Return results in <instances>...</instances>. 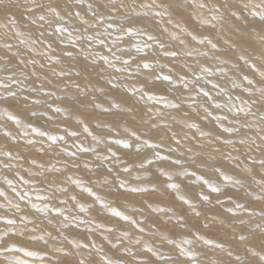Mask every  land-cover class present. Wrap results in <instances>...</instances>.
<instances>
[{"label":"bare ground","instance_id":"6f19581e","mask_svg":"<svg viewBox=\"0 0 264 264\" xmlns=\"http://www.w3.org/2000/svg\"><path fill=\"white\" fill-rule=\"evenodd\" d=\"M53 1L54 5L61 2V0H57L58 2L56 0ZM141 2L142 0H137V6ZM148 2H151V0H148ZM206 2L211 6L212 1L206 0ZM236 2L238 7L243 8V11L246 12V15L238 13V16L243 17V19H232L225 22L213 21L207 9H203L200 12L208 23H202L201 17L196 15V11L189 6L187 0H156L157 4L162 5V7L156 8V11H163L165 15L163 17H155L154 20L149 22L148 31L156 35L158 40L164 42L169 50H178L180 56L174 59L163 56L161 52L158 54L161 49H159L158 45L153 44L152 49H146L150 53L149 58L147 57V62L151 63L153 68L147 69L146 72L144 69H137L136 64L133 63L128 72L121 73L117 71L122 66L119 61L116 62L115 68H110L103 61H100L99 58H97L95 69L89 67L87 71H83L84 65L78 61H83L84 57L77 56L75 58L62 59L59 66L52 65L57 67L58 70L62 68L68 71L70 73L68 76H53L49 68L45 67L38 73L41 77L40 79L32 77V80L35 81L32 86L39 89L41 83H43L46 91L54 93V95L49 96H45L44 93L39 91L31 94L24 92L22 94L29 96L27 103L31 106L34 105V100H42V103L39 104L40 112L38 113H41V117L49 125L42 126L39 123L32 125L33 127H38L41 131L47 132L49 135H56L58 144L53 148H48L46 143L42 141L43 139L40 140V137L31 129L25 135L24 131L16 128L28 121L18 116L25 112H23L22 106H19L22 101L21 95L17 96L19 97L17 99V101L19 100L18 102L15 100L13 103L12 99L3 101V104L6 103L4 110H7L2 112V114L3 116L7 114L8 117H0V135L3 133L0 136V153L11 151L13 156L19 157V159L11 161L13 165L11 168H7L4 167V164L9 162L7 157L0 155V191L3 193L7 192L6 195L4 194L0 198V206H2L0 207V216L13 218L17 221L15 226L0 222V235L7 233L4 236V242L19 249L5 253V256L10 258L7 264H61V259L65 257L68 260L88 258L100 262L105 256L112 259L115 264L119 262L118 259H120L121 264L132 263L133 260L131 259L134 258H137L136 262L141 264V260L145 259V257L146 259L143 262H148L145 264L154 262V264H160L163 259L168 261L167 264H169V260L173 259L172 264H178V262L179 264H206V262L211 264H264V260L261 259V257H264V215H261V209L264 208V200L257 199L258 196L264 195L259 183L260 180L264 179V175L256 174L264 173V169L256 165L255 171L247 170L251 165L250 161L245 160V155H249L247 145L241 146L237 143L235 148H233L232 145L223 143L225 139H239L240 137L247 139L252 137L257 144H260L261 141L257 136V127L264 123L261 121V116H264V108H261L259 102L252 103L260 95L256 89L262 86L259 82L261 79L260 71H264V39H262V36H264V21L260 20L259 15H253L252 13H264V9L259 8V0H250L247 8L244 7L243 3H239V0H236ZM14 3H18L20 6H13ZM5 5L11 12L17 14L24 13L26 7L23 4V0H5ZM61 6L66 7L62 2ZM7 15L8 12L5 6L0 5V24L6 22ZM25 15L27 14L25 13ZM189 16L192 17L191 23L187 22ZM253 20H258V25H254L253 28H249L250 25H246L242 28L243 25L241 26V24H251ZM121 23L127 22L121 21ZM213 24L216 25V28H213ZM19 28L25 33V37L28 36L29 31H31L33 38L38 35L36 26L28 25L26 20L19 23ZM165 28L168 29L167 32L163 31ZM0 31H3V29H0ZM172 33H175L179 39H171L170 34ZM189 33L197 36V39L193 40ZM250 33L257 36V38L253 39ZM115 36L116 33L113 31L112 39H115ZM201 37L212 39L214 43L218 42L217 48L219 51L211 49V45L206 42L200 44L198 41ZM52 39L55 40V37ZM180 39L184 40L185 43L181 44ZM146 40V36L142 38L125 36L117 47L128 49L130 45H135L138 42L143 43ZM2 43L3 41H0V44ZM12 43L16 45L17 41L12 40ZM149 43L153 42L149 41ZM226 44L229 49H227ZM19 47L22 51H26L23 45H19ZM39 47L38 45L37 48ZM53 47L56 49L53 54L63 57V50L70 49L71 45H60L56 41ZM76 51L79 52V49L77 48ZM130 51L134 55L135 48L131 47ZM188 51H191L192 55H186L185 53ZM95 52L100 55L108 54L107 49L101 46H96ZM205 52L208 53L207 56L203 55ZM119 54L118 52L117 55ZM140 54L142 56V53ZM33 56L40 63L47 64L46 58L42 59L36 53H28L25 58L28 59ZM124 58H127V56ZM88 63H91V59H89ZM238 63L245 67L241 68L237 65ZM160 65H166V67L161 68ZM184 65L187 66L184 67ZM251 65H255V68H252ZM36 67L39 68V65ZM181 68L182 70H180ZM204 68H208L210 71L205 73L202 70ZM220 69H224V72L221 73ZM78 71L81 72L79 76L76 75ZM137 72L139 73L138 75L136 74ZM152 72L157 75L169 74L170 72L174 83L156 79L151 75ZM45 75L47 80L43 79ZM245 75L249 79L256 81V83L249 86L248 82L243 80ZM177 77H182L183 79H178ZM155 79L159 81L158 83H162L154 82ZM196 79H199L198 85L193 83ZM145 81L147 82V87L145 86ZM185 81L188 83L187 88L184 87ZM231 81H235L238 87H233ZM76 84H79L80 87H75ZM113 84L119 85V87L113 88ZM214 84H218L220 87L214 89ZM200 87L209 92L215 103L224 105V107L216 108L215 103L206 102V98L199 91ZM246 87H251L252 92H246ZM15 88L16 86H13V89ZM141 88L145 92L151 91L154 95L164 96L169 102L181 103V109L176 110L167 107L164 102L149 101L146 96L141 99L142 93L139 91ZM221 88L224 90L221 91ZM101 89L103 90L101 91ZM183 91L185 94H183ZM3 93H5L4 90L0 89V94ZM190 94L195 99V103L189 98ZM230 97L231 99H229ZM80 101H86V105L80 103ZM96 104H100L101 107H95ZM117 104L119 107H116ZM0 105L2 106V103ZM58 106L67 109L65 112L58 113L62 118L68 112L72 116L82 118V124L70 122L72 127L70 126L71 130H69V126L64 123L72 119V116L66 115L68 119L64 120L59 117L60 119L58 120L55 117L57 114L55 108ZM27 107L25 106V109ZM205 107L212 114L207 118H205ZM247 107L251 108V113L240 110ZM10 109L11 112L8 115L7 112ZM105 109H108V111H105ZM0 110L3 111V109ZM185 113H188V115L185 116ZM13 115L20 118V124L9 118ZM217 116L221 118L220 121L215 120ZM184 121L199 124L201 131L210 133V135L199 137L196 129L188 128ZM152 123L156 125H152ZM245 123H247L248 127L244 126ZM105 124H111L113 127L115 126V129L124 128L126 133L117 131L114 132L116 135L109 136V131L102 126ZM165 125L170 126L173 131L177 132V139L183 137L185 133H189L190 136H197V140H181V144L177 146L170 139V133H166L164 130ZM62 126L68 129V133H66V130L64 132L67 134V137L64 138L65 142L70 141L69 145L74 142L70 147H64V142L60 143V139L65 136L59 130V127L61 128ZM227 127H236L240 131L224 133L223 129ZM85 128L87 131H85ZM149 129H151V132ZM73 133H76L78 137L73 135ZM260 134L264 135V133ZM74 136L77 137L79 143H76L77 139ZM136 136L140 137L139 143L142 145L143 141L148 140L150 143H162L163 146L157 149H148L149 147L145 145L143 146L144 149L142 148L143 151L139 152V154L134 151L136 154L134 156H132V152L128 154L129 150L120 152L123 149L116 148L119 151L115 150L114 152L117 151L116 157L112 158L111 153L113 151L108 152L110 149L106 151L109 145L100 146L99 143L103 142L92 143L94 137L96 140L112 141L116 138L114 140H126L128 143H133V141H136ZM29 140H34L35 144H29ZM83 140L90 141H86L84 144ZM210 140L213 141L211 147H205L203 150L199 149L198 141L206 143ZM122 144L124 143L122 142ZM169 145L174 148L178 147V151L169 153L167 151ZM189 145H197L196 151L200 153L194 164L188 160L191 154L186 152V147ZM27 147H29V151L26 150ZM80 147L95 148L97 151L85 153L79 150ZM106 147L107 149H105ZM134 147H136L135 144H133ZM123 148L125 147L123 146ZM216 148L219 149V152L214 151ZM62 149H67V151H62ZM129 149H132V147ZM236 149H239V151ZM144 150L146 151L145 154H141ZM36 151H47L46 153L49 157L47 158V154L44 152L46 158H37V163L33 164L31 162L34 158L32 154H35ZM154 151H159L162 156L170 155L172 159H184L186 162L182 166H176L171 163V160H156L150 165L145 162L144 168H136L145 156L151 157ZM68 152H76L77 154L73 157L69 156ZM181 153H185V155L181 156ZM241 153H244V155H241ZM105 155L109 159L100 158ZM250 155L259 159L264 156V151L254 150ZM235 156H240L238 162L232 159ZM40 160L47 161L48 164L42 163ZM73 162L81 170L78 167H73ZM40 164H43L45 168L39 167ZM85 164L88 167H85ZM123 164L124 167H129L130 165L131 171L128 173L122 172ZM213 166L220 167L225 174L232 177V180L225 181L223 176L219 175ZM160 168H164L171 176L174 175L172 179L169 180L167 176L161 174ZM54 169H59V171ZM109 169H111V172L118 171L117 175L120 176V179L125 180L130 187L134 181L135 183L137 182L136 184L134 183V186L146 187L154 184L156 187L158 186L156 190H161L162 187L166 189L169 184H176L174 182L176 180L180 182H177L180 188L176 196H174V200L169 199L170 196H165L166 199H164V196V198L157 196L159 200L156 195L149 192L125 193L123 189L121 192L116 187L118 183L115 180L116 173L106 172ZM184 169L189 172H196V177L180 175ZM104 174L107 176H104ZM137 176L140 177L139 180L136 179ZM69 177L72 179H69ZM149 177L152 179L147 180ZM199 177L208 180L214 187H219L221 191L217 192L216 195L213 194L212 188L204 184ZM7 180H11L12 185H9L6 182ZM23 180L28 181V183ZM72 180H79L81 183L77 185ZM235 180H240L241 183H233ZM138 181L141 183H138ZM13 186H15V191H13ZM61 188L67 189V191H59ZM86 188H92L98 196L106 199L105 202L116 203L109 205V207L117 208L124 215L132 217V220L137 221L139 226L129 220H125L127 221L126 223L120 221L123 219L122 217V219L118 217L120 219L117 220L118 222L114 220L113 218L115 217H113L111 212L107 209H102L98 202L94 203L95 198L94 200L90 198L91 195L85 191ZM173 190L176 191V189ZM17 193L20 195L27 193V195L25 199L21 200ZM201 193L208 195L209 200L203 201ZM72 196H75L76 199H71ZM153 196L154 199L157 198L158 200H153ZM181 196L185 200L191 201V203H185L184 200L180 199ZM3 197L9 201L2 202ZM218 199L222 200L223 203H217ZM62 201H66V203H61ZM119 202L124 204L126 202L127 205ZM203 203H208V206L212 205L210 208L207 206V211L211 208L215 211L216 208L220 209L218 210L220 212V207H222L223 212L210 211V215H207L208 212L206 207H204L207 204L203 205ZM33 204L37 205L36 208L45 209V211H41L43 214L39 215L40 211L38 212L37 210V215H35V212L32 211L33 214L31 212L32 215L30 217V213L28 214L27 211H31L29 206ZM81 204L87 209L86 211H80L79 205ZM238 204H242L243 207H236ZM15 205H19V210L16 209ZM55 207L63 209V216L53 211ZM36 208L32 207V210L35 209L36 211ZM229 208L232 209L231 212L228 211ZM21 211L25 212L24 215ZM196 212L201 213V215L197 217L195 215ZM237 213L241 214V217L239 215L238 217ZM22 215L34 219L23 220V223H21L19 218L23 217ZM181 215L184 218L183 222L180 219ZM229 215H232L233 220L236 219V221L231 223L232 219H227L230 220V224L228 223L229 225H227L226 217ZM64 217H68V220H65ZM200 220L203 221V224ZM29 221L34 222V225L30 224ZM167 221L170 222L169 225H159ZM65 224H67V227L64 226ZM96 224L103 226H96ZM205 225H209V227H205ZM172 226H180L181 229L184 228L182 230L185 232L182 230L176 231L178 227L175 229ZM33 228L36 229L35 232H32ZM109 228H114L115 230L109 232ZM140 228L144 229L143 232L140 231ZM67 229L72 230L68 231ZM21 231L24 233L23 235H19ZM88 232L91 236L94 233L96 237H88ZM125 232L130 237L125 235ZM154 232L163 233L162 236L159 234L154 236L156 235ZM48 233H51V236ZM178 233L184 237V245L182 246H178L179 243L176 245V242H178L176 238L179 237ZM31 236L32 238H30ZM40 236H43L44 239H39ZM200 236L205 237V239H212L214 241L213 244H206L204 240L199 239ZM241 237H244V239H241ZM44 240L49 241V244L44 243ZM104 240L107 241L108 246L112 245L113 242L121 245L120 247L123 249L121 252H123L124 257L121 258L122 254L119 255L120 251L118 252L120 257L117 255L116 257L110 254L106 255L105 251L108 250V246ZM186 240H190L192 243H185ZM108 241H112V244ZM76 244L81 245V247L77 248ZM84 244H87L89 248H82ZM93 244L97 249L91 246ZM116 244L114 243L113 245L116 246ZM48 245L50 246L48 247ZM219 245H223V247ZM0 246H3V244L0 243ZM115 246L111 248V252L115 249ZM149 248L152 251L149 252ZM181 249L185 251H192L193 249V252L199 250V253L197 251L198 255H196L197 260L191 261L187 256L183 255L180 251ZM115 252L117 253V251ZM29 253L33 254L29 255ZM69 253L71 254L69 255ZM45 258H53L54 261H51L52 259L45 261ZM174 261L176 262L174 263ZM136 262L133 264H137ZM163 263L165 264L164 261ZM0 264H5L4 256H0Z\"/></svg>","mask_w":264,"mask_h":264},{"label":"snow or ice","instance_id":"6c2138e0","mask_svg":"<svg viewBox=\"0 0 264 264\" xmlns=\"http://www.w3.org/2000/svg\"><path fill=\"white\" fill-rule=\"evenodd\" d=\"M61 2L66 7L61 6ZM61 2L56 3L55 5L52 3V0H23V4L26 5L24 13H13L10 9H7L5 5V0H0V5H4L6 8V11L8 12L6 22L0 24V29H3V31H0V41H3L2 44H0V89L4 90V92L7 94V98H13L15 99L18 95L22 96L23 102L27 103L29 100V96L22 95L24 92H28L29 94L34 92H41L44 93L45 96L54 95V93L46 91L44 84L41 83L40 88L37 89L36 87L32 86L35 84V81L32 80V77H36V79H40L39 72L45 67H48L50 70V73L53 76H68L70 73L68 71H65L64 69L60 68L59 70L57 67H53L52 65L59 66L61 64L62 59L65 58H75L77 56H83V61H78L79 63L83 64V71H87L89 67H92L93 69L97 66V58H99L100 61H103L104 64H106L110 68L116 67V62L119 61L121 63V67L117 69L118 72H128L132 64H136L137 69H152L153 65L149 62H147L146 59L137 60L136 55H133V53L130 51L131 47L135 48V53L138 55L140 53H145V49H152L153 44L158 45L159 49L163 50V56L165 57H172L174 59L178 58L180 56V52L178 50H168L166 47V44L164 42H161L157 39V36L154 35L151 31H148V24L152 20H154L155 17H163L165 13L163 11H156V8L162 7V5H159L156 3V0H151V2H148V0H142V2L137 6V0H61ZM250 0H239V3H243L244 7H249ZM187 3L190 7H193L196 11V15L201 17L202 23H208L206 19L203 18L200 10L207 9L209 15H211V19L213 21H220L225 22L227 20L232 19H243V17L238 16V13L243 12V8H239L236 0H212L211 6L206 2V0H187ZM262 5H264V0H261ZM15 7H19L20 5L18 3H14ZM171 6V5H169ZM25 13L27 15H25ZM253 15H259L260 20L264 21V13H252ZM27 21L28 25L36 26V31L38 32V35H36L34 38L32 37L31 31H29V34L27 37H25V33L20 30L19 23L23 21ZM192 17L189 16L187 18V22L191 23ZM121 21H125L127 23H121ZM135 21V23H133ZM171 23V21H170ZM179 27V25H177ZM213 28H216V25L213 24ZM113 31H115L116 36L115 39H112L113 37ZM164 32H167L168 29H163ZM47 34V35H46ZM125 36H134V37H147L146 41H143V43H136L135 45H130L128 49L125 48H118L117 45L120 41L123 40ZM189 36L192 37L193 40L197 39V36L192 35V33H189ZM55 37V40L52 38ZM171 39H179L178 36H176L175 33L170 34ZM262 39H264V36H262ZM12 40H16L17 44L14 45L12 43ZM56 41L59 42L60 45H71L70 49H64V56L61 57L60 55H55L56 49L53 47V44L56 43ZM110 41V43H109ZM149 41L153 43H149ZM200 44H204L205 42L208 45H211V49H219L217 48V43H214L212 39H208L206 37L199 38L198 41ZM181 44H184V40H180ZM19 45H23L24 49L26 51H22ZM40 46L37 48V46ZM96 46H101L102 48L107 49L106 55H100L99 53L95 52ZM79 49V52L76 51V49ZM115 49V50H114ZM120 53L117 55V53ZM28 53H36V55L40 56L42 59L46 58L47 64L40 63L39 60H37L34 56L31 58L26 59L25 56ZM186 55L190 56L192 55L191 51H188L185 53ZM203 55L207 56L208 53L205 52ZM111 56V59H110ZM127 56V58H124ZM145 56H147V53H145ZM91 59V63L89 64L88 61ZM243 59V57H241ZM39 65V68L36 66ZM187 65H184L186 67ZM161 68L166 67V65H160ZM252 68H255V65H251ZM106 71V69H104ZM182 70V68L180 69ZM205 73L209 72L210 69L204 68L202 69ZM221 73L224 72V69H220ZM171 72V70H170ZM162 74L157 75L155 72H152L151 75L154 76L156 79H159L163 82H169L174 83L173 76L170 74ZM139 74L138 72L136 73ZM77 76L81 75V72L78 71L76 73ZM178 79H183L182 77H177ZM260 84L262 85L256 91L259 92V97L256 98V100H253L252 103L255 104L259 102L261 104V108H264V71H260ZM44 80H47V76L45 75L43 77ZM243 80H246L248 82V85L251 86L256 81L249 79L247 75L243 76ZM26 82L27 85H26ZM194 84H199V79H196L193 81ZM233 87H238V85L235 83V81H231ZM13 86H16L15 89H13ZM145 86L147 87V82L145 81ZM75 87L79 88L80 85L76 84ZM119 85L113 84V88H117ZM184 87H188V83L184 82ZM220 85L214 84L213 88H219ZM103 89H101L102 91ZM224 89L221 88V91ZM141 91L142 96L141 99H144L146 96L149 101H156L157 103L164 102L167 107H171L176 110L181 109V103H172L167 101L166 97L164 96H157L152 94L151 91L145 92L143 88L139 89ZM199 91L203 94V97L206 98V102H212L215 103L213 98L210 96L209 92L206 91L203 87L199 88ZM246 92L251 93L252 89L251 87L245 88ZM190 99H192V102L195 103V99L191 97V94L189 96ZM6 99L5 96L0 95V100ZM231 99V97L229 98ZM34 104H41L42 100L36 99L33 101ZM80 103L86 105V101H80ZM203 107V105H201ZM51 107V106H50ZM95 107L99 108L101 107L100 104H96ZM116 107H119L117 104ZM216 108L224 107V105L215 103ZM67 109L62 107H56L55 112L56 113H62L65 112ZM241 111H245L246 113H251V108L247 107L244 109H240ZM105 111H108V109H105ZM205 112V118L208 116H211L212 114L208 111V108H204ZM33 116H38V110L33 111ZM162 115V113H161ZM188 113H185V116H187ZM254 115V114H253ZM10 119H14L17 124H20L21 121L19 118H17L15 115L10 116ZM220 117H215V120L220 121ZM261 121L264 122V116H261ZM188 128L190 129H196L197 134L199 137H205L210 135V133L201 131L200 125L197 123H188L187 121H184ZM245 127H248L247 123L244 125ZM29 127L32 129L33 132L37 133L38 136H48L50 140L55 142L57 137L55 136H49V134L45 131H41L38 127H32L29 125ZM164 130L166 133H170V139L175 142L177 146L181 144V140H197V136H190L189 133H185L183 137L180 139H177V132L173 131L170 126L165 125ZM85 131L87 129L85 128ZM151 132V129H149ZM224 133H236L239 132L240 129L236 127H227L223 129ZM260 133H264V123H262L260 126L257 127V136L259 140L261 141L260 144L256 143V140L252 137H248L245 139L244 137H240L239 139H225L223 143L225 145H232L233 148H235V145L238 143L241 146L247 145V150L249 155H245V160L250 161L251 165L250 168L247 169L248 171H255V166L259 165L261 169H264V156H262L259 159H256L255 157L251 156L250 153L254 150H261L264 151V135H261ZM27 130H25V135H27ZM73 135H76V133H73ZM135 135V133H133ZM219 138V137H218ZM95 139V137H94ZM140 137L136 136V141H133V143H128L126 140H116V143H124L125 147L131 148L133 147V144H135L137 149V154H139L140 149L143 146H148L151 149H157L162 147V143H150L148 140L143 141V145L139 143ZM251 141V143H249ZM29 144H35L34 140H29ZM213 144V141H207L206 143L204 141H198L199 149L203 150L205 147H211ZM79 147V146H78ZM197 145H189L186 147V152L190 153L191 156L188 158L189 162L196 163V158L200 154L196 151ZM82 152H96L97 150L95 148H79ZM239 151V149H236ZM43 151V149H41ZM62 151H67V149H62ZM167 151L169 153H175L178 151V147L174 148L171 145H169ZM214 151L219 152V149L216 148ZM69 156H76V152H68ZM210 154V153H209ZM0 155H3L7 157L8 163L4 164V167L11 168L13 165L11 163L14 159H19V157L13 156L12 152H5L0 153ZM111 155L114 157L116 153H111ZM185 153H181V156H184ZM231 155V154H229ZM241 155H244V153H241ZM101 159L107 160L109 157L107 155L100 157ZM232 159L236 160L237 162L240 159V156L232 157ZM156 160L160 161H168L171 160V163L176 166H182L186 161L184 159H172L170 155L162 156L159 151H154L151 155V157L145 156L143 160H141L138 164V167L144 168L145 162L147 164H153ZM33 164H36L37 161L35 158L31 161ZM39 167L43 168L44 165L40 164ZM73 167H78L75 162H73ZM85 167H88L87 164H85ZM215 168V171L223 176L225 181H231L232 177L225 174L220 167L213 166ZM55 171H59V169H54ZM111 172V169L108 170ZM131 171V168L128 166L123 167L122 172L128 173ZM160 173L167 176L169 180L172 179V176L169 172L165 171L164 168L159 169ZM258 175H264V173H256ZM180 175H191L193 177H196V172H189L187 169H184ZM23 179V177H21ZM69 179H72L69 177ZM106 179V178H105ZM137 180L140 179L139 176L136 177ZM203 181L204 184L208 185V187L212 188L213 192H220L219 187H214L208 180H205L203 177H199ZM115 180L118 182L116 184V187L118 189H123L125 193H147L150 191L149 188L141 187V186H129L125 180L120 179V176L117 175L115 177ZM9 185H12L11 180L6 181ZM74 184L79 185L81 182L79 180H72ZM25 183H28V181H25ZM235 184H240V180L233 181ZM259 183L262 187V192H264V179L260 180ZM169 188L172 189H179V184H169ZM13 191H15V186H13ZM60 191L65 192L67 189L61 188ZM85 191L89 193V195L95 197L96 202H98L101 205L102 209H107L109 212L113 214L115 217H122L124 220H129L133 224H137V221L132 220V217L128 215H124L121 211H119L117 208L109 207V205L100 197L98 196L92 188H86ZM152 191H155V189H152ZM4 193L0 191V196H3ZM19 195L20 199H25L24 195ZM201 198L203 201L209 200L208 195H204L201 193ZM71 199L75 200L76 197L72 196ZM181 200H184L185 203L190 204L191 201L185 200L183 196L180 197ZM257 199L264 200V195H260L257 197ZM61 203H66V201H62ZM217 203H223L222 200H217ZM11 204V202H9ZM2 207V206H0ZM16 209L19 210V205H15ZM32 207L36 208L37 205L33 204ZM236 207H243L242 204L236 205ZM80 211L84 212L87 209L84 208V206L81 204L79 205ZM38 211H45V209H39ZM53 211L58 213L59 215L63 216V209L59 207L53 208ZM229 212L232 211L231 208L228 209ZM195 215L198 217L201 215V213L196 212ZM261 215H264V208L261 209ZM21 221L26 220L27 217H20ZM65 220H68V217H64ZM181 221L183 222V216L180 217ZM0 222H4L7 225L15 226L16 225V219L13 218H7L4 216H0ZM31 223V221H29ZM67 227V224L64 225ZM102 227L103 225H99ZM205 227H209V225H205ZM114 228H109L108 231L112 232L114 231ZM143 228H140V231L143 232ZM36 229L33 228L32 232H35ZM24 233L21 231L19 232V235H23ZM7 235V233H4L0 235V243L3 244V246H0V256H4L5 258V264H7V261L10 259L9 257L5 256V253L17 251L19 249H16L14 245L9 246L6 242H4V236ZM49 236H51V233H48ZM125 235H128L127 232H125ZM39 239H44L43 236H40ZM66 239V238H65ZM199 239L204 240L206 244H213L212 239H205V237L200 236ZM241 239H244V237H241ZM185 243H192L190 240H186ZM220 247H223V245H219ZM77 248H80L81 245L76 244ZM83 248H88L87 244L83 245ZM59 250V249H58ZM148 251H152L151 248L148 249ZM183 255L187 256L191 261H196L197 257L196 254L191 251H185L184 249L180 250ZM33 253H29V255H32ZM71 253H69L70 255ZM262 260H264V257H261ZM61 264H114V261L110 258H107L106 256L102 258V261L98 262L94 259H88V258H80L77 260H68L66 257L61 259Z\"/></svg>","mask_w":264,"mask_h":264},{"label":"rangeland","instance_id":"374dc122","mask_svg":"<svg viewBox=\"0 0 264 264\" xmlns=\"http://www.w3.org/2000/svg\"><path fill=\"white\" fill-rule=\"evenodd\" d=\"M54 1H55V0H54ZM54 1H53V2H54ZM207 1H212V0H207ZM259 1H260V7H259V8L264 9V5H262L261 0H259ZM56 2H58V1L56 0ZM239 14H245V15H246V12L243 11L242 13H239ZM257 22H259V21H258V20H253V21L251 22L252 26H251V24H241V26L243 25V26H242V28H243V27L246 26V25H248V26L250 25L249 28H253L254 25H255V26L258 25ZM259 29H260V28H259ZM259 29H258V30H259ZM260 30H262V29H260ZM259 32H260V31H259ZM250 34H251V33H250ZM251 36H252L253 39H256V38H257V36H254V35H252V34H251ZM253 39H252V40H253ZM180 40H182V39H180ZM226 45H227V44H226ZM251 46L253 47V45H251ZM226 47H227V49H229L228 45H227ZM253 48H254V47H253ZM254 49H255V48H254ZM168 50H169V49H168ZM160 52H161V54L163 55V51L160 50L158 54H160ZM145 53H149V52L146 51V49H145ZM229 53H230V52H229ZM134 55H136V54H135V51H134ZM149 55H150V53H149L147 56H145V54H144V56H143V53H142V56H141V54H140V55L138 54V55H136V57H137V56H138V57L140 56V57H143L144 59H145V57H146V60H147V59L149 58V57H148ZM227 56H228V54H227ZM229 56H231V55H229ZM138 57H137V58H138ZM140 57H139L137 60H141V59H143V58L140 59ZM147 57H148V58H147ZM234 59H236V58H234ZM237 59H238V58H237ZM237 65L240 66L241 68H242V67H245V66H241V64H239V63H238ZM144 71L146 72L147 69H144ZM141 75H143V74H141ZM143 76H146V75L144 74ZM147 76H148V75H147ZM154 82L158 83L159 81L155 79ZM154 82H153V83H154ZM160 82H161V81H160ZM156 83H154V84H156ZM161 83H162V82H161ZM161 83H158V84H161ZM161 88H162V87H161ZM184 91H185V90H184ZM184 91H183V94H185ZM186 93H187V91H186ZM0 95H3V96H5V97L7 98V94H6V93L0 94ZM18 98H19V97H16L15 99H13V98H7V99H4V100L0 101V102L2 103V106L0 105V109H3V111L0 110V117H4L5 115L3 116L2 112H4V111L7 110V109L4 110L5 107H6V105H5L6 103L3 104V103H4L3 101H8L9 99H10V100L12 99V101H13V103H14L15 100H16V102L19 101V100L17 101ZM33 99H34V98H33ZM1 103H0V104H1ZM21 103H22V104H21ZM21 103H20L19 106H22V108H23V112L25 111V112H24L25 114L23 113V114H21V116H20V114H19L18 116H19L21 119L23 118V119H26V121H27V120H28V121L25 122L24 124H21L20 126L16 127L17 129H20V130H22V131H24V132H25V130H27L28 132H30L32 129L29 127V125H31L32 127H33V125L36 124V123H37V124L39 123V124L42 125V126H47V125H49L48 122H46V121L43 120V118L41 117V113H39L38 116H33V114H32L34 110H38V112H40V110H39V109H40V108H39V107H40L39 104H34L35 106L32 104L33 106H31V105H29L28 103H25V102L23 103V100L21 101ZM37 105H38V107H37ZM25 106H26V107L28 106L26 109H28L29 111H28V110L26 111ZM2 107H3V108H2ZM32 110H33V111H32ZM10 112H11V109L9 110V112H7L8 115H9ZM28 112H29V113H28ZM5 113H6V112H5ZM26 114H27V116H26ZM30 114H31V115H30ZM28 115H29V116H28ZM58 115H59V116H58ZM66 115H71V114L68 113V112H66L65 115L63 116L64 118H62V116H61L60 114L57 113L55 117L58 118V120H59L60 118L66 120V119H68V117H67ZM71 116H72V115H71ZM5 117H8L7 114H6ZM5 117H4V118H5ZM59 117H60V118H59ZM20 118H19V119H20ZM33 120H34V121H33ZM37 120H38V121H37ZM64 120H63V121H64ZM69 120H70V121H69ZM69 120H68V122H65V123H64L65 125H68V126H69V127H68L69 130H71L70 128L72 127V126H71L72 123H73V124H82V118H79V117H76V116H72V119H69ZM35 121H36V122H35ZM28 122H30V123L28 124ZM32 122H33V123H32ZM70 122H72V123H70ZM51 123H52V122H51ZM69 123H70V124H69ZM92 123H94V122H92ZM32 124H33V125H32ZM64 124H63V125H64ZM105 125H106V124H105ZM105 125H102V126L106 127L105 129H106L107 131H109V132H108V135H109V136H111V135H116V133H114V132H117V131H119V132H124V131H125L124 128H118V129H115V126L113 127L111 124H110V125L107 124L106 126H105ZM152 125H156V124H153V123H152ZM35 126H37V125H35ZM59 126H60V124H59ZM70 126H71V127H70ZM129 126H131V125L129 124ZM63 127H64V128H63ZM104 127H102V128H104ZM57 128H58V127H57ZM30 129H31V130H30ZM68 129H66L65 126H62L61 128L59 127V130H61V133L63 134V136L65 135L62 139H60V140H61L60 143H62V142L65 143V146H64V147H70V146H72V145L74 144V142H73L71 145H69V144H70V141H66V142H65V140H64V138L67 137V136H66V135H67L66 133H68V131H67ZM125 129H126V128H125ZM29 130H30V131H29ZM65 130H66V133H64ZM106 130H105V131H106ZM107 131H106V132H107ZM28 132H27V133H28ZM111 132H113L114 134L111 133ZM110 133H111V134H110ZM124 133H126V132H124ZM36 134H37V133H36ZM121 134H122V133H121ZM2 135H3V133H2L0 136H2ZM37 135H38V134H37ZM49 136H55V137H56V135H49ZM76 136H77V135H76ZM39 137H40V136H39ZM77 137H78V136H77ZM77 137L74 136V138H76V139H77ZM42 139H43V140H42ZM114 139H116V138H114ZM114 139H113L112 141L104 140V139H99V140H96V139L92 140V139H91V140H92V143L103 142V143H99L100 146H107V145H109V146H108V147H109L108 149H107V147L105 148V149H107L106 151H108V150L110 149L108 152H111V151L114 152L115 150H117L116 148H118V149L120 148V149H123L122 151L120 150V152H125L126 150H127V151L129 150V151H128V154L132 152V156L136 155V154H135V152L137 153V149H136V147H134L135 149H134L133 147H132V149H129L128 147H125V145L122 144V143L117 144V143H116V140H114ZM40 140H42L44 143H46V145H47L48 148H53L55 145L58 144V143H57V140H58V139H56L55 142H53L52 140L49 139L48 136L40 137ZM86 141H87V140H83L84 144H85ZM89 141H90V140H89ZM89 141H87V142H89ZM114 141H115V142H114ZM68 142H69V143H68ZM75 142H76V140H75ZM83 142H82V143H83ZM19 143H20V142H19ZM76 143H79L78 139H77V142H76ZM61 145H62V144H61ZM110 145H111L112 147H111ZM24 146H25V145H24ZM123 146H124L125 148H123ZM28 148H29V147H27V149H26L27 151H29ZM44 148H45V147H44ZM142 148H143V147H142ZM142 148L140 149V150H141L140 152L143 151L144 148H143V149H142ZM46 149H47V148H46ZM67 149H70V148H67ZM148 149H151V148H148ZM44 150H45V149H44ZM130 150H131V151H130ZM47 151H48V150H47ZM47 151H44V152L46 153ZM117 151H119V150H117ZM117 151L114 152V153L117 154ZM127 151H126V152H127ZM134 151H135V152H134ZM44 152H38V151H36L35 154H32V157H34L35 159H37V158H38V159H43V158H46V156H47V158H48L49 155L46 153L47 155L45 156V153H44ZM145 152H146V151L144 150V152L141 153V154H145ZM117 156H118V155H117ZM120 156H121V155H120ZM115 157H116V155H115ZM122 157H124V156H122ZM122 157H120V158H122ZM112 158H114V157L112 156ZM120 158H119V160L122 161L123 158H122V159H120ZM57 159H58V158H57ZM40 162L45 163V164H48V162H47V161H44V160H40ZM50 164H51V163H50ZM124 164H125V163H124ZM124 164H123V167H124ZM129 167H130V165H129ZM44 168H45V167H44ZM136 168H139V167L137 166ZM74 169H75V168H74ZM78 169L81 170L80 167H78ZM78 169L76 168L75 170H78ZM120 171H121V170H120ZM106 172H109V171H106ZM114 173H116V175H117L118 171H117V172H111V174H114ZM111 174H110V175H111ZM104 176H107V175L104 174ZM113 176H114V175H113ZM172 176H174V175H172ZM151 179H152L151 177L147 178V180H151ZM23 181H25V180H23ZM142 181H143V180H142ZM173 181H174V180H173ZM174 182H176V184H177V182H179V181H176V180H175ZM134 183H135V182L133 181V183H132L131 185L134 186ZM136 183H137V182H136ZM136 183H135V184H136ZM138 183H141V182L138 181ZM179 183H180V182H179ZM152 184H153V183H152ZM152 184H151V185H152ZM153 185H154V184H153ZM153 185H152V186H153ZM163 185H164V184H163ZM147 186H148V188L151 190V191H149V193H152L153 195H156V197H157V196H159V197L162 196L161 198H164L165 196H166V197H169V196H170L169 199H173V200H174V196H176V193L179 191V190L174 191L172 188L170 189L169 187L166 188L167 190L165 189V187H162L163 190H162V189H161V190H156V189H158V188H157L158 186L156 187V185H154L153 187H152V186H149V185H147ZM147 186H146V188H147ZM164 186H165V185H164ZM154 187H155V188H154ZM168 188H169V190H168ZM179 188H180V187H179ZM152 189H155V191H152ZM159 189H160V187H159ZM118 190L122 192V189H118ZM165 190H166V191H165ZM191 190H192V189H191ZM59 191H60V190H59ZM162 191H164V192H162ZM170 191H171V192H170ZM172 191H174V192L172 193ZM5 192H6V191H5ZM155 192H156V193H155ZM157 192H158V193H157ZM159 192H160V193H159ZM6 193H7V192H6ZM6 193H4V194L6 195ZM163 193H164V194H163ZM170 193H171L172 195H171ZM174 193H175V194H174ZM216 193H217V192H213V194H215V195H216ZM136 194H137V193H136ZM217 195H218V194H217ZM3 196H4V195H3ZM163 196H164V197H163ZM100 197H102V196H100ZM159 197H157V198L159 199ZM166 197H165L164 199H166ZM0 198H2V196H1ZM90 198L94 200L95 197L91 196ZM102 198H103V197H102ZM157 198H155L156 201L158 200ZM155 199H154V196H153V200H155ZM167 199H168V198H167ZM103 200L105 201L106 199H103ZM159 200H160V199H159ZM6 201H9V200H8L7 198L4 199V197H3L2 202H6ZM34 201H35V199H34ZM94 201H95L94 203H97L96 200H94ZM122 201H123V200H122ZM123 202H124V201H123ZM106 203H107V201H106ZM108 203H109V202H108ZM108 203H107V204H108ZM119 203H120V204H124V203H121V202H119ZM119 203H118V204H119ZM98 204H99V203H98ZM113 204H116V203H112V204L109 203L108 205L111 206V205H113ZM125 204H126V202H125ZM125 204H124V205H125ZM206 204H207V205H206ZM126 205H127V204H126ZM203 205H206V206H204V207H206V211H207V209H208V208H207L208 203H203ZM209 205H210V204H209ZM210 206H212V205H210ZM210 206H208V207L210 208ZM29 207H31V208H30L31 211L28 210L27 212H28V214L30 213V217H31V215L33 214L32 211H34V212H35L34 214L37 215L36 212H37L38 208H36V211H35V209L32 210V206H29ZM117 207H118V206H117ZM33 208H34V207H33ZM121 208H122V207H121ZM220 208H221V211H222V210H223L222 207H220ZM211 209H212V210H211ZM211 209H209V210L207 211V212H208L207 215H210V214H209L210 211H212V212H215V211H216L217 213H220V212H221V211L218 212V210H220V209H216V208H215V211L213 210V208H211ZM23 211H26V210H23ZM21 212H22V211H21ZM27 212H26V214H27ZM31 212H32V214H31ZM38 212H39V211H38ZM212 212H211V214H212ZM222 212H223V211H222ZM24 213H25V212H22L23 215H24ZM40 214H43V213H41V211H40L39 215H40ZM230 214H232V213H230ZM244 214L247 216L246 213H244ZM248 214H249V213H248ZM23 215H22V216H23ZM45 215H46V213H45ZM213 215H214V213H213ZM232 215H233V214H232ZM232 215H229L228 217H226V220H227V219H230V220L232 219V220H231V223H233V221H236V219L233 220ZM234 215H235V214H234ZM238 215H239V213H237V216H238ZM242 215H243V213H242ZM249 215H251V214H249ZM33 216H34V215H33ZM33 216H32V217H33ZM237 216H236V217H237ZM239 216L241 217V214H240ZM239 216H238V217H239ZM23 217H24V216H23ZM25 217H26V216H25ZM113 217H115V216H113ZM242 217H243V216H242ZM117 218H118V217H115V218H113V219L116 220V221L122 219L121 217H119L120 219H119V218L117 219ZM27 219L31 220V219H34V218H29V217H28ZM27 219H26V220H27ZM226 220H225V221H226ZM230 220H227V222H226L227 225L230 224ZM27 221H28V220H27ZM120 221H124V223L127 222V221H125L124 219H122V220H120ZM117 222H118V221H117ZM200 222L203 224V221H202V220H200ZM21 223H23V221H21ZM228 223H229V224H228ZM30 224L34 225V222H31ZM85 224H86V223H85ZM167 224L169 225L170 222H169V221H167V222H162V223H160L159 225H162V226H163V225H166V226H167ZM205 224H206V223H205ZM226 224H225V227H226ZM171 225H173V224H171ZM96 226H99V225L96 224ZM162 226H160V227H162ZM174 226H175V224H174ZM174 226H172V227L175 228V229H177V227H178V229H179V230L177 229L176 231H180V230L184 229V228L181 229L180 226H177V227H174ZM164 228H165V226H164ZM67 230H68V229H67ZM69 230L71 231L72 229H69ZM69 230H68V231H69ZM185 230H186V229H185ZM182 231H184V230H182ZM184 232H185V231H184ZM162 233H163V232H161V233L154 232V234H156V235H154V236H157L158 234L162 236ZM90 234H92V233H90ZM178 234H179V233H178ZM88 235H89V232H88ZM92 235H93V236L89 235L88 237H96V235H95L94 233H93ZM127 236H128V235H127ZM128 237H130V235H129ZM30 238H32V236H31ZM180 238H181V239H180ZM182 238H183V239H182ZM106 240H107V239H106ZM176 240L178 241V242H176V245H177V243H179L178 246H179V245H181V246L184 245V244H183V240H184L183 235H180V234H179V237H177ZM176 240H175V241H176ZM104 241H105V240H104ZM48 242H49V241L44 240V243L49 244ZM53 242H55V241H53ZM108 242H109L110 244H112V241H111V242L108 241ZM173 242H174V241H173ZM105 243H107V241H105ZM114 243L116 244V242H113V244H114ZM174 243H175V242H174ZM113 244L110 245V246H108L109 244L107 243V246H108L107 249H108V250L105 251V252H106L105 254H106V255H107V254L114 255L115 257H116V255H117L118 257H120L119 255L122 254V255H121V256H122L121 258H123V257H124V256H123L124 254H123V252H121V251H123V249H121V247H120L121 245L116 244V246L118 245V247H119V248H118V247H116V246L113 245ZM44 245H45V244H44ZM49 246H50V245H48V247H49ZM91 246L93 247L94 244L91 245ZM113 246H115V247H114V248H115L114 250L117 251V253H116L113 249H112L113 251L111 252V248H113ZM92 247H91V248H92ZM94 247H95V246H94ZM109 247H110V249H109ZM191 247H192V246H191ZM82 248H83V247H82ZM88 248H89V247H88ZM95 248H96V247H95ZM116 248H117V250H116ZM92 249H93V248H92ZM96 249H97V248H96ZM93 250H95V249H93ZM109 250H110V251H109ZM119 251H120V252H119ZM187 251H188V250H187ZM193 251H194V250L192 249L191 252H193ZM195 251H196V250H195ZM197 251H198V253H199V250H197ZM197 251H196V252H193V253H195L196 255H198ZM118 252H119V255H118ZM97 253H98V252H97ZM114 253H115V254H114ZM98 254H99V253H98ZM50 256H51V255H50ZM47 259H48V258H45V261H48L49 259H50V260L52 259L51 261H54L53 258H49L48 260H47ZM141 259H142V258H141ZM145 259H146V257H145ZM145 259H142L141 262L144 263L143 260L145 261ZM50 260H49V261H50ZM116 260H117V259H116ZM116 260H115V261H116ZM118 260H119V262H116V264L120 263V259H118ZM118 260H117V261H118ZM131 260H133V262H132ZM131 260H130V261H131L132 263H130V262H129V263H130V264H133V263L136 262L138 259H137V258H134V259H131ZM147 260L150 261V262H153V261H151V260H149V259H147ZM173 260H174V259H173ZM173 260H169V264H172V263H173ZM160 261H161V260H160ZM163 261L165 262V264H167V262H168V261H166L165 259H163V260L161 261L160 264H162ZM176 261H178V260H176ZM176 261H174V263H175ZM206 261H207V260H206ZM146 262H147V261H146ZM146 262H145V263H146ZM129 263H128V264H129ZM136 263H137V262H136ZM142 263H141V264H142ZM145 263H144V264H145ZM147 263H148V262H147ZM154 263H155V262H154ZM154 263H151V264H154ZM114 264H115V262H114ZM120 264H121V263H120ZM126 264H127V263H126ZM137 264H138V263H137ZM139 264H140V263H139ZM163 264H164V263H163ZM178 264H179V262H178ZM200 264H203V263H200ZM206 264H211V263L206 262Z\"/></svg>","mask_w":264,"mask_h":264}]
</instances>
